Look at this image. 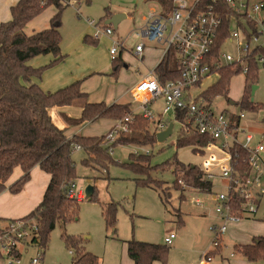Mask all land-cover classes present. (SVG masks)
I'll list each match as a JSON object with an SVG mask.
<instances>
[{
	"label": "rangeland",
	"instance_id": "rangeland-1",
	"mask_svg": "<svg viewBox=\"0 0 264 264\" xmlns=\"http://www.w3.org/2000/svg\"><path fill=\"white\" fill-rule=\"evenodd\" d=\"M53 10L54 6L49 5L40 15L49 20ZM159 10L160 5L155 0H69L63 7L59 27L61 51L67 53V58H71L74 57L71 51L81 52L78 47L86 44L90 50L81 52L83 57L75 56L73 59L92 56L97 59L99 65L93 69L96 73L88 77L87 86L91 91L89 98L97 101L104 100L106 94L112 91L115 98L117 87L113 85L120 84L121 91H126L131 87L130 82L133 78L137 79L146 74L148 65H152L156 60L159 54L158 49L162 45L156 41L140 39L137 32L144 25L143 19L152 11ZM107 11L110 14H124L125 17L119 20L115 28L110 25L113 33L109 37L101 35L92 42L84 40L85 36L89 39L92 37L91 26L87 24L86 20H94L101 26L107 19L105 16ZM262 15L264 13L253 14L252 17L259 20ZM233 28L239 31L242 42L243 32L234 23H231L230 29ZM257 29L264 31V26L258 25ZM113 39L124 41L125 46V49H120L121 59L118 61L119 66L116 73L113 70L116 63L110 60L108 53ZM141 40L145 47L147 46L143 51L142 62L132 53L134 45ZM258 41L264 44V34L259 37ZM220 53L236 57V42H224ZM33 59H30V63ZM243 77L239 73L232 76L229 81V96L232 101L241 98ZM216 78L215 73H210L201 80L198 88H193V92L197 94L214 82ZM253 85L256 88L250 94V98L256 108L241 110L239 105L230 103L223 96H217L211 103V107L215 111H223L226 114L231 112L246 114L249 123L246 120L243 121L247 126L244 134L250 133L253 136L249 144L251 148L256 144L264 146V65H258ZM120 98L122 102L127 101L125 103L129 104L131 114L143 113L142 103L131 95L130 90H127L126 94ZM163 107L164 101L161 97L150 102L149 110L152 113V122L157 121ZM170 115L171 112L167 116H162L168 123H173L172 133L169 136L162 141L155 140L145 144L117 143L112 147V153H109L112 161H108L104 166L96 163L84 165L81 160L86 156L85 152L73 149L71 156L75 162L76 177L73 179L75 190L82 189L84 191L85 187L91 184L95 200H87L84 197L79 201L75 218L68 220L64 227L56 224L49 233L43 253L37 244L26 243L20 248L18 262L11 261L9 263L6 257H0V263L32 264L31 260L38 258L35 264H73L70 252L61 237L65 233L79 237L81 245L99 257L100 264H119L122 248L125 247L124 241L133 238L163 244V237L172 229L176 233V238L168 244L166 264H200L202 260L208 264H231V262L232 264H264V258L259 257L255 261H248L234 249L235 245L247 243L242 242L243 236H247L248 242L251 241V237L246 231H238L237 235H230V224L227 231L225 230L221 235L218 244L215 245V234L211 227H218L222 220L214 211L208 194L204 191L190 190V187L181 190L174 186V182L180 174V169L175 161L184 165L199 166L201 158L195 155L193 144L184 146L176 144L180 126L176 122H172ZM112 120L114 119L99 118L91 124H85L77 134L87 133L100 137L108 132L107 129ZM104 121L110 123L107 128L103 124ZM118 122L119 120L116 125ZM153 126V123L150 124V129H153ZM131 133L119 134V136H131ZM241 137L243 138V134L239 135V139ZM145 152H148V159L144 156ZM130 154H132L131 159ZM259 156L260 167L256 171L259 176V185L254 186L253 190L256 192L260 187L262 192H253L252 204L255 211L249 215H243L241 220L242 223L255 221L258 227L264 228V150L259 152ZM129 160L134 163L137 172L129 166ZM138 180H143L145 185L138 184ZM218 183L215 182L216 185L213 187V191L217 193L224 191V188ZM179 195H181V199ZM196 197L202 201V205L192 201ZM111 201L118 203L115 211V223L113 226H106L101 212L104 206ZM246 205L249 206L248 202ZM177 213H180L184 220L182 224H178L176 221ZM34 222L35 220L32 219L31 223ZM200 248L203 251H198ZM204 253L207 254V257L203 259Z\"/></svg>",
	"mask_w": 264,
	"mask_h": 264
},
{
	"label": "trees",
	"instance_id": "trees-1",
	"mask_svg": "<svg viewBox=\"0 0 264 264\" xmlns=\"http://www.w3.org/2000/svg\"><path fill=\"white\" fill-rule=\"evenodd\" d=\"M68 1L17 0L10 7V19L0 23V192L6 188V182L15 167L20 168L21 174L8 186L11 193H17L22 189L34 166H39L49 175L41 201L27 215L18 219L30 228L32 219L35 220V228H31V237L28 243L37 244L42 252H44L43 248L49 233L56 224L64 227L68 220L77 216L79 201L68 198L63 192V186L76 177L75 162L71 156L74 146L79 145L85 152L86 156L81 160L84 165L96 163L104 166L108 161H112L109 151L117 143H152L156 140L157 121L163 125L168 124L161 115L154 123L151 119L143 117L142 113L131 114L128 103L115 102L107 105L104 102H88L86 93L80 89L81 80L54 91H46L41 88L37 80L41 77L42 72L63 61L66 56L60 48L59 27L61 11ZM155 1L164 11H168L172 4V0ZM207 4H213L221 20L212 49L213 55L219 54L222 44L229 36L232 14L236 15V25L247 39L256 34V24L243 14L235 12L225 0H216L215 3H212V0H199L195 9L202 10ZM49 5H53L55 9L50 17L49 26L26 34L24 32L26 23ZM105 16L108 18L110 13L107 11ZM90 39L87 36L84 37L87 42L96 40L92 37ZM172 53L173 50L169 49V52L155 66L156 76L161 82L175 79L178 76L176 60ZM39 55H50L51 59L44 65H32L30 59ZM259 56H264V46L252 48L240 62L226 63L214 68L213 71L217 74V78L201 90L199 95L209 103L217 96H223L228 100L227 92L231 77L239 74L242 66L246 65L243 93L238 105L241 110L256 108V105L250 100V90L256 80L258 65H264V62L258 61ZM119 59L120 57L117 56L113 63H117ZM118 66L119 63L115 65L114 73ZM67 105L81 107V115L74 120L75 124L95 121L99 118L120 121L124 116L130 115L132 117L130 124L132 135L119 136L118 139L110 143L106 141V135L113 130L111 128L100 137L79 134L67 137L65 129L58 127L49 113V109L52 107ZM183 116V112L175 111L176 119H181ZM67 120L69 119L67 118ZM152 123L154 126L153 129H150ZM199 139L198 135L179 129L176 144L184 146L193 144ZM230 151L237 163L236 168L242 174L245 171L248 172V152L238 145H234ZM131 156L132 154H130V159ZM144 156L148 159V152ZM175 162L180 169L177 178H182L184 184L198 187L201 190H210V183L202 180L198 166ZM129 166L137 172L133 162L130 161ZM177 178L174 186L183 190L178 185ZM137 183L145 185L143 180H138ZM94 197L95 194L89 200H95ZM179 198L181 199V195ZM164 199L166 200V197ZM234 201L237 205L243 201V198L236 196ZM117 205L118 203L111 201L104 206L101 213L106 226L114 225ZM15 221L17 220L0 218V231ZM176 221L178 224L183 223L180 213L176 214ZM61 237L67 249L72 250L73 264H100L98 256L86 250L81 245L79 237L65 233ZM234 249L248 261H255L259 257L264 258V235L254 236L249 243L235 245ZM168 250L169 245L165 243L145 242L133 238L126 240L127 255L133 264H152L154 261L166 264ZM12 253L16 257L19 256L17 251Z\"/></svg>",
	"mask_w": 264,
	"mask_h": 264
},
{
	"label": "built area",
	"instance_id": "built-area-1",
	"mask_svg": "<svg viewBox=\"0 0 264 264\" xmlns=\"http://www.w3.org/2000/svg\"><path fill=\"white\" fill-rule=\"evenodd\" d=\"M227 4L240 15L256 24V34L247 39L242 35V42L239 31L230 29L227 41H235L237 56L230 54L218 55L212 54L217 29L220 25V17L213 4H207L202 10L195 9L199 0H172L168 11L160 8L159 11H152L143 19L144 25L137 32L140 39L156 41L163 45L161 58L169 52V49L175 54L178 76L175 79H169L161 82L155 73V67L142 77L133 87L132 92L138 102H141L143 109L142 116L152 119V113L149 110L150 101L162 97L164 107L161 116H167L171 112L172 122H176L180 129L188 133H194L199 136V140L193 143L195 155L201 158L198 169L201 171L202 180L210 183V190H201L198 187H190L184 184L182 178H177V183L181 188L190 187V190L204 191L209 198L214 201V210L220 215L222 220L218 227H211L214 231V244L217 245L221 235L227 229L228 222H235L243 215L255 211L252 204L253 187L259 185V176L256 171L259 169V152L264 150V146L256 144L249 147L253 137L250 133H245L243 138L239 135L244 132L239 125V119L243 113L231 117L223 111H215L211 103L202 98L198 93L193 92V88H198L201 80L215 73L214 68L233 62H240L256 46L264 44L259 43V37L264 31L258 30V25L264 26V15L256 20L253 14L264 13V0H225ZM216 0H212L215 3ZM86 22L93 27L92 38L99 36H110L113 33L112 27L107 24L99 26L94 20L87 19ZM231 23L236 25L237 17L231 15ZM238 27V25H236ZM239 28V27H238ZM240 29V28H239ZM252 43V45H251ZM125 49L124 41L111 40L109 55L114 60ZM144 49L143 41H139L132 49L133 54L140 58ZM160 58V60H161ZM159 60V61H160ZM158 61V62H159ZM258 61L264 62V56H259ZM158 64V63H157ZM247 66L243 65L240 72L245 75ZM216 74V73H215ZM183 112L181 119L175 118V111ZM132 117L124 116L111 132L106 135L107 142H113L119 134L130 132ZM167 125L158 123L157 131L164 129ZM238 145L248 152L247 163L249 171L241 173L236 168V161L230 149ZM74 149H81L75 145ZM110 150L109 152H111ZM147 153V152H145ZM223 181L221 187L224 191L219 193L213 191L215 182ZM63 192L68 198H74L78 201L84 198L82 189L75 190L73 181L63 186ZM262 192V188L254 193ZM240 196L243 198L236 205L234 198ZM194 203L201 205L198 198H193ZM249 204L247 206L246 204ZM31 228H35L34 223ZM31 228L23 221H15L5 229L0 231V252L11 261L18 262V258L12 253L17 251L29 241L31 237ZM175 233L169 232L164 237V243L170 244ZM206 253L203 255L206 257ZM38 258L31 260L32 264L37 263ZM2 264V263H0Z\"/></svg>",
	"mask_w": 264,
	"mask_h": 264
},
{
	"label": "crops",
	"instance_id": "crops-1",
	"mask_svg": "<svg viewBox=\"0 0 264 264\" xmlns=\"http://www.w3.org/2000/svg\"><path fill=\"white\" fill-rule=\"evenodd\" d=\"M16 1L17 0H1L0 1V23L10 19V17H11L10 16V7ZM54 11H55V9L52 11L50 17L53 15ZM111 15H112V13L110 14V16ZM50 17H49V20H50ZM49 20H47V18L45 16H41L39 14L26 23V25L24 26V32L26 34H31L35 31L44 29V28L49 26ZM89 26H91V25H89ZM91 29L93 31L92 26H91ZM158 44L162 45L161 43H158ZM262 46H264V45H262ZM88 47L89 46L85 44L84 46H79L78 49H80V51L83 53L86 50H88V51L90 50L89 49L90 47L89 48ZM146 47L144 44V49ZM109 48H110V46H109ZM144 49H143V51H144ZM158 50H159V54H158L156 60L153 62V64L148 65L149 67L147 68L146 74L151 69H153L157 65L158 61L160 60L162 53H163V45ZM143 51H142L141 57L139 58V60L141 62H142L143 57H144ZM81 52H77V50H74L73 52L71 51V53L74 55V57L75 56L83 57V54ZM62 53L66 55L65 59L59 63H56L55 65H52V66L46 68L42 72L41 77L37 80V82L39 83V85L41 86V88L43 90L54 91V90H57L61 87L66 86V85H68L74 81L81 80L80 89H81V91L86 93L88 102H104L107 105H109L111 103H115V102L116 103H125L127 101L122 102V99L120 97H123L126 94L127 90H130L131 95L134 96L133 92H132L134 85L142 77H144L146 75V74H144L143 76H141L140 78H137V79L136 78H133V79L131 78L132 80L128 79V80H131V82H130L131 87L129 89H127L126 91H121L120 84L116 83L115 85H113V86L117 87L115 98L113 95L114 92L112 91V92L106 94V97L104 100L97 101L96 99L89 98V94L91 93V91L87 86L88 79H89L88 77H90L94 73H96L93 71V69L99 67V65L97 63V59L95 57L92 58V56H89L88 58H81V59L75 60V59H73L74 57L67 58V53H64V52H62ZM108 53H109V50H108ZM120 54H121V52L118 55L119 57H120ZM172 56L175 59L174 52L172 53ZM109 58L111 61H113L111 59L110 55H109ZM50 59H51L50 55H39L32 60L31 64L34 66L44 65V64L48 63V61ZM120 59L118 61H120ZM118 63L119 62H117L116 64H118ZM124 67H126V65H124ZM243 87H244V77H243ZM200 91L198 92V94L200 93ZM227 95H228V98H229L228 100L230 101V103H236L238 105V101L240 100V98L236 99V101L231 100V98L229 96V86H228ZM49 113L52 117L53 122L58 127L65 129V134L67 135V137H71V136L77 134V132L80 131L84 127L85 124H87V123L91 124L94 122V121H84V122H81L79 124L74 123V120L78 119L81 115V107L78 105H67V106H60V107H52L49 109ZM229 115L233 118L235 116H238L239 114L231 112ZM67 118L69 120H67ZM107 119H109V118H107ZM245 120H246V122L249 123V119L248 118L246 119V114L243 113V116L240 117V119H239V125L243 128L244 131L247 127L245 122L243 123V121H245ZM116 122H117V120L114 119V120H112L111 124L107 121H104L103 124L105 125L106 128L110 124L108 129H107V131H109L111 128H113L116 125ZM242 134L244 135V132H242L240 135H242ZM81 135L91 136L90 134H87V133H81ZM79 150H81V149H79ZM20 174H21L20 168L15 167L12 171V174L10 175V177L8 178V180L6 182V188L2 192H0V218H2V219H14V220L20 219V218L24 217L25 215H27L31 210H33L42 199L43 193L45 191V188H46L48 180H49V175L45 171H43L39 166H34L30 170L29 178H28L27 182L23 185L22 189L17 193H11L8 190V186L11 185L20 176ZM216 181H217V183L219 182L220 184L223 183V181H218V180H216ZM196 198H198V197H196ZM209 199H210L212 206L214 208V201H212L211 198H209ZM201 205H202V203H201ZM218 216L220 218L219 214H218ZM246 218H249V216H246ZM241 219L238 221H235V222H228L227 223V229L230 227V229H229L230 235H232V234L237 235L238 231L248 232V235H250L251 239L254 236L264 235V228H262L261 226L258 227L257 223H255V221L242 223ZM228 225H229V227H228ZM227 229H226V231H227ZM172 231L175 233V231L172 229H170L167 233L172 232ZM167 233L165 234V236L167 235ZM164 237H163V243H164ZM175 238H176V233H175L174 238L172 239V242ZM241 239H242V242L249 243L247 236H243ZM27 243H28V241H27ZM124 243H125V247L122 248L123 252L121 254L119 264H133L132 260L127 255L126 241H124ZM198 251H203V250H201V248H200ZM18 252L20 255V253H21L20 249L18 250ZM69 252L71 255L72 250H69ZM41 253H43V252L41 251ZM198 253L200 254V252H198ZM203 255H202L203 259L207 257V255H206V257H204ZM0 257H4V255L1 253ZM18 257L19 256H17V258ZM157 262H159V261H154L152 264H159L160 263V262L159 263H157ZM200 264H208V263L205 260H202V262ZM231 264H232V262H231Z\"/></svg>",
	"mask_w": 264,
	"mask_h": 264
},
{
	"label": "water",
	"instance_id": "water-1",
	"mask_svg": "<svg viewBox=\"0 0 264 264\" xmlns=\"http://www.w3.org/2000/svg\"><path fill=\"white\" fill-rule=\"evenodd\" d=\"M125 17L124 14H112L105 20V24L113 26V28L116 27L117 23L121 18ZM256 88L255 85L251 86L250 94L254 92V89ZM252 101V98H250ZM173 123H168L167 126L164 129L156 131L155 137L156 140L162 141L167 136H169L172 133ZM93 193V187L91 184L87 185L84 189V197L85 199L89 200L91 198V195Z\"/></svg>",
	"mask_w": 264,
	"mask_h": 264
}]
</instances>
